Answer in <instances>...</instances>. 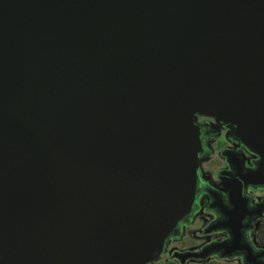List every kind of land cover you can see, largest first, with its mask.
<instances>
[{
	"label": "water",
	"instance_id": "95a60500",
	"mask_svg": "<svg viewBox=\"0 0 264 264\" xmlns=\"http://www.w3.org/2000/svg\"><path fill=\"white\" fill-rule=\"evenodd\" d=\"M198 116L264 186V0H0V264L157 262Z\"/></svg>",
	"mask_w": 264,
	"mask_h": 264
},
{
	"label": "flooded vegetation",
	"instance_id": "af4514ba",
	"mask_svg": "<svg viewBox=\"0 0 264 264\" xmlns=\"http://www.w3.org/2000/svg\"><path fill=\"white\" fill-rule=\"evenodd\" d=\"M196 124L205 160L194 202L150 264H264V186L243 182L260 158L216 118Z\"/></svg>",
	"mask_w": 264,
	"mask_h": 264
},
{
	"label": "rangeland",
	"instance_id": "374dc122",
	"mask_svg": "<svg viewBox=\"0 0 264 264\" xmlns=\"http://www.w3.org/2000/svg\"><path fill=\"white\" fill-rule=\"evenodd\" d=\"M159 260H160V259H159ZM159 260H158V261H159Z\"/></svg>",
	"mask_w": 264,
	"mask_h": 264
}]
</instances>
